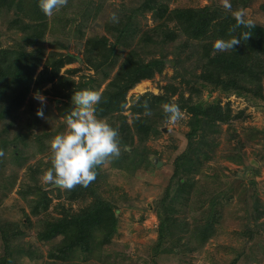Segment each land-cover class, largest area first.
<instances>
[{
    "label": "rangeland",
    "instance_id": "rangeland-1",
    "mask_svg": "<svg viewBox=\"0 0 264 264\" xmlns=\"http://www.w3.org/2000/svg\"><path fill=\"white\" fill-rule=\"evenodd\" d=\"M237 1L227 0L229 10L225 0H67L47 16L41 66L53 70L68 56L72 61L52 82L32 89L14 115L0 119V264H264V77L261 98L196 80L201 44L165 20L172 10L210 5L232 17L242 10L247 22L264 29V0ZM7 12L0 11L4 49L23 43L22 33L8 28L14 14ZM113 12L119 23L111 21ZM164 24L176 34L173 42L159 43L160 37L143 41ZM102 38L114 50L98 68L103 59L97 50L103 45L90 54L87 42ZM130 49L145 62L161 59L163 67L127 92L126 123H132L130 106L138 96L167 94V87L176 88L171 103L180 107L179 98L189 99L203 109L218 104L230 109L228 121L202 119L194 130L188 111L181 109V118L172 123L160 105L148 115V136L140 140L132 132V143L120 145L118 157L98 166L86 187L45 184L41 176L51 166L49 141L65 129L72 93L89 89L101 94ZM37 91L46 98L43 105L33 98ZM41 107L43 118L36 115ZM103 119L117 128L115 116ZM184 156L175 173L177 158ZM98 201L113 209L114 232L96 228L87 251L71 248L60 254L62 261L52 260L61 236L45 241L37 232L46 221L82 212ZM3 229L14 237L6 243Z\"/></svg>",
    "mask_w": 264,
    "mask_h": 264
},
{
    "label": "trees",
    "instance_id": "trees-1",
    "mask_svg": "<svg viewBox=\"0 0 264 264\" xmlns=\"http://www.w3.org/2000/svg\"><path fill=\"white\" fill-rule=\"evenodd\" d=\"M247 1L240 0L236 3L245 5ZM143 4L146 10L150 9L146 2ZM0 11L13 12L14 15L9 21L8 28L15 32L20 31L23 42L19 43L16 48H0V119H3L14 115L24 105L32 89L52 82L63 64L72 60L68 56V60L59 61L54 67L55 70H49L50 66L46 63L43 64V67L41 66L44 50L43 47H40V40L44 37L47 29V16L38 7V0H0ZM165 20L174 21L177 28L180 29V33L187 40L195 41L198 45L201 44L198 55L202 64L199 75L195 77L196 80L224 90L241 89L253 97L261 98L260 82L264 77L263 61L260 60L261 57L264 58L263 28L252 24L237 27L234 17L214 9L210 5L198 9L172 10L166 15ZM151 33L153 35L146 33L143 41L146 39L154 42L157 37H160L159 43H162L173 42L176 38V34L165 24L156 26ZM118 34L122 36V30H119ZM245 35L247 37L244 39ZM230 36L238 37L240 43L234 45L233 49L223 52L214 48V42L218 38L228 39ZM87 43L90 54H93L94 50L98 49V45L102 43L103 49L97 50V54L103 59L102 64L98 62V68L105 66L107 56L114 48L106 47L105 38L100 41L88 40ZM27 47H31V49L27 50ZM40 67H42L41 70L37 72ZM162 67L161 59L154 58L145 62L139 57L136 50L130 49L119 64L115 76L108 81L101 92L97 115L100 118L116 117L120 145L129 146L132 143V132L138 133L140 140H144L148 136L151 127L148 123V115H145V103L151 112L160 105L171 103L169 98L171 94H175V87H172V90L167 87L168 93L163 95L138 96L130 106L131 125L126 123V116L122 114L127 92L140 81L151 79L155 73L161 71ZM178 101L180 109H185L193 116L194 130L199 128L198 125L202 119L209 123L227 122L229 119L230 109L222 110L218 104L203 109L201 105H190L189 99L179 98ZM184 158L185 156L177 158L175 173L180 170ZM164 210H168V208ZM45 224H47L45 228L37 232L39 240L48 241L61 236L57 247L50 255V258L56 261L61 258L60 254L71 248L79 247L82 251H87L92 232L96 228L102 227L105 232H109V235L111 232L113 233L117 225V217L112 208L104 202L98 201L89 209L46 221ZM8 232L10 231L3 229L1 235L5 243L14 238L13 236L8 238L6 236ZM206 238L208 237L205 236L202 239ZM54 264L57 263L54 262Z\"/></svg>",
    "mask_w": 264,
    "mask_h": 264
},
{
    "label": "clouds",
    "instance_id": "clouds-1",
    "mask_svg": "<svg viewBox=\"0 0 264 264\" xmlns=\"http://www.w3.org/2000/svg\"><path fill=\"white\" fill-rule=\"evenodd\" d=\"M66 4L67 0H38L41 12L49 17ZM224 6L231 9L227 0ZM234 17L237 27L250 24L242 10L235 12ZM110 19L117 23L119 17L113 12ZM246 37L247 35L244 39ZM239 43L240 39L234 36L228 39L218 38L214 42V48L223 52L233 49ZM33 98L41 105L46 99L39 91L33 93ZM100 101V93L94 90L84 89L72 93V106L63 117L65 129L49 141L51 166L41 176L45 184L65 189H72L76 185L86 187L95 179L98 166L119 156L121 148L118 129L98 117L97 105ZM162 108L169 122L175 123L182 116L178 104L165 103ZM144 109L145 115H151L146 103ZM36 115L44 117L42 107L37 109Z\"/></svg>",
    "mask_w": 264,
    "mask_h": 264
},
{
    "label": "bare ground",
    "instance_id": "bare-ground-1",
    "mask_svg": "<svg viewBox=\"0 0 264 264\" xmlns=\"http://www.w3.org/2000/svg\"><path fill=\"white\" fill-rule=\"evenodd\" d=\"M140 86H141V85H140ZM140 86H139V87H140Z\"/></svg>",
    "mask_w": 264,
    "mask_h": 264
},
{
    "label": "water",
    "instance_id": "water-1",
    "mask_svg": "<svg viewBox=\"0 0 264 264\" xmlns=\"http://www.w3.org/2000/svg\"><path fill=\"white\" fill-rule=\"evenodd\" d=\"M158 165V164H157Z\"/></svg>",
    "mask_w": 264,
    "mask_h": 264
}]
</instances>
